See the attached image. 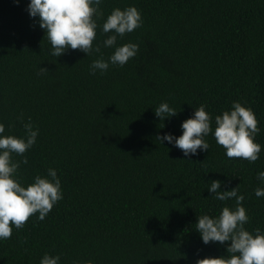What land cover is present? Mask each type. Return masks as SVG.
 <instances>
[{"label": "trees", "instance_id": "trees-1", "mask_svg": "<svg viewBox=\"0 0 264 264\" xmlns=\"http://www.w3.org/2000/svg\"><path fill=\"white\" fill-rule=\"evenodd\" d=\"M0 264H264V0H0Z\"/></svg>", "mask_w": 264, "mask_h": 264}]
</instances>
